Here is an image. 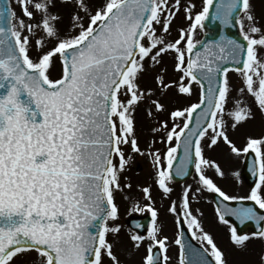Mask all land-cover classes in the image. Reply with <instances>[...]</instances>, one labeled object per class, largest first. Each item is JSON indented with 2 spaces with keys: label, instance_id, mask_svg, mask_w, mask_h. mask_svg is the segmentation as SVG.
I'll return each instance as SVG.
<instances>
[{
  "label": "snow or ice",
  "instance_id": "1",
  "mask_svg": "<svg viewBox=\"0 0 264 264\" xmlns=\"http://www.w3.org/2000/svg\"><path fill=\"white\" fill-rule=\"evenodd\" d=\"M181 13L187 23L176 27ZM214 21L238 36L197 40ZM141 111L155 121L144 148ZM257 111L264 115L257 0H0V264H126L125 235L144 250L139 264H171L172 247L177 264H230L193 202L219 197L216 220L234 250L264 240V132L242 144L236 136ZM223 147L249 161L248 194L216 182L226 173L209 153ZM126 149L153 169L132 206L151 223L133 221L135 231L120 223L117 202L133 189ZM193 168L197 186L173 199L176 179ZM154 190L168 201L172 237ZM230 218L256 231L242 234ZM253 264H264V250Z\"/></svg>",
  "mask_w": 264,
  "mask_h": 264
},
{
  "label": "rangeland",
  "instance_id": "2",
  "mask_svg": "<svg viewBox=\"0 0 264 264\" xmlns=\"http://www.w3.org/2000/svg\"><path fill=\"white\" fill-rule=\"evenodd\" d=\"M197 6L200 5V0H196ZM258 7L264 8V0H257ZM187 22L183 18V14H180V18L175 22L176 27L185 25ZM178 33L175 31V28L172 31V37H176ZM202 37V31L200 29L197 30L196 39L200 40ZM166 62L168 64L169 70H171V61L166 58ZM229 76L233 80L234 83H239L238 74L230 73ZM166 118V114L165 117ZM140 119L142 121L143 130L141 136V147L144 148L151 138L150 128L155 123L144 116L143 111L140 113ZM261 132H264V115L260 114L259 111L256 113V117L252 120L245 128L241 129L240 132L236 134L239 138L240 143H243V136L246 133H251L253 135H259ZM155 147H159L161 149L164 148V145L156 144ZM130 155H132V160L129 161V164L125 170L124 175L128 178V181L132 183L133 189L129 192L127 189L123 194L117 195V202L120 205V223L123 224L125 230H130L126 224L125 220L133 215V216H144L149 214L148 212H135L132 211L133 203L139 198V189L138 185H144L146 183L151 182V177L153 173V169L151 167L150 159L147 156H141L139 154L131 153L128 149H126ZM209 155L218 159L221 163L226 176L221 179L219 177H214L219 186H221L225 191L232 195H246L251 190L245 184V180L242 177L241 173L243 170V162L244 157L236 158L234 156H230L228 154V149L223 147L221 149L216 150L215 152L209 153ZM239 171L240 177L237 179L232 175L233 172ZM212 174V173H210ZM198 177L196 173H194L193 177L184 184H175V195L172 197L175 199L181 192L182 188L185 185L191 184L195 188L197 186ZM154 194L157 198L158 205L163 204V218L166 221L165 233L169 235V237L173 236V226H172V217L164 211V209L168 206V201H164L160 199V193L158 190H154ZM130 196L131 198L128 200L124 199V196ZM213 193L205 192L202 196L199 197V202H193L194 208H199L201 212H203V220L206 229L211 230L215 236L217 237L220 245L228 249L230 252L229 262L230 264H253L255 259V253H258L261 250H264V240L253 239L250 242L249 250L247 252L236 251L232 248V245L228 239V230L227 227L218 223L216 220L215 207L213 205ZM143 203V201H141ZM250 235V234H249ZM123 240L125 241V247L128 249L124 254H122V260H125L126 264H139L140 257L144 254L143 248L136 251L131 249V244L127 240V236H123ZM172 257L171 264H177V254L178 249L176 247H172L169 252ZM35 253H33V256Z\"/></svg>",
  "mask_w": 264,
  "mask_h": 264
},
{
  "label": "water",
  "instance_id": "3",
  "mask_svg": "<svg viewBox=\"0 0 264 264\" xmlns=\"http://www.w3.org/2000/svg\"><path fill=\"white\" fill-rule=\"evenodd\" d=\"M204 31V38L202 41L204 40H218L219 37L221 35H228V36H238V32L236 28H225L222 24H220L219 21H214V22H206V27L205 29H203ZM250 164L249 161L245 160V168H244V172H243V176L246 180V183L252 187L254 186L255 183V177L251 174L250 170ZM193 174V169H190V175L187 177H183V178H177L176 182H185L187 181L189 178H191ZM219 197H214V201L218 200ZM231 203V202H230ZM247 203H251V202H247ZM232 206H237V202H233L231 203ZM216 205V204H215ZM232 220L233 223L238 224V231L241 232L242 234L247 233V232H254L256 231V225L253 221H247L245 222L243 225H239V222L236 221L234 218H230ZM133 221H139L137 219L134 218H130L127 221V224L129 226H131L133 229H135ZM140 223L145 225V228L148 227V224L150 222L149 218L143 219L142 221H139ZM186 230V228H185ZM144 231L141 230V234H143Z\"/></svg>",
  "mask_w": 264,
  "mask_h": 264
}]
</instances>
